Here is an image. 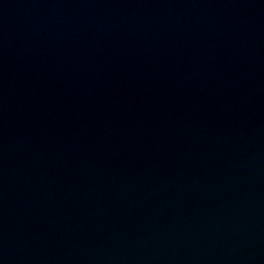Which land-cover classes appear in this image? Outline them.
<instances>
[{
    "label": "water",
    "instance_id": "water-1",
    "mask_svg": "<svg viewBox=\"0 0 264 264\" xmlns=\"http://www.w3.org/2000/svg\"><path fill=\"white\" fill-rule=\"evenodd\" d=\"M0 264H264V0H0Z\"/></svg>",
    "mask_w": 264,
    "mask_h": 264
}]
</instances>
